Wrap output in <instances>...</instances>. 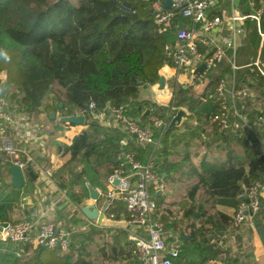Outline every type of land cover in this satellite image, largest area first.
Masks as SVG:
<instances>
[{
    "label": "trees",
    "instance_id": "16d2710c",
    "mask_svg": "<svg viewBox=\"0 0 264 264\" xmlns=\"http://www.w3.org/2000/svg\"><path fill=\"white\" fill-rule=\"evenodd\" d=\"M152 2L0 0V48L10 57L7 62L0 59V74L6 75L0 100L2 90L11 91L10 112L29 118L45 114L50 119L55 113L56 118L51 120L55 122L59 116H85L86 129L64 148L69 159L53 175L59 189L70 193L72 199H78L73 187L83 178L93 186L118 170L127 173L125 155L133 154L139 162L153 164L154 172L165 181L162 195L152 191L154 217L166 229L184 228L183 246L176 256H170L173 264H254L250 254L234 255L222 249L219 243H225L231 231L239 242L236 231L241 226L235 227L233 218L219 206L236 210L237 196L244 188L258 181L264 183L260 149L264 147V125H259L264 119V78L249 68L234 71L232 63L224 61L208 74L204 92L186 103L184 121L170 128L178 111L169 109L164 118L161 107L139 101V94L158 83L165 65L173 67L167 52L177 44L176 25L186 19L176 16L174 28L160 33ZM256 2L260 5L259 0ZM261 20L264 34V13ZM247 24L248 47L255 52L247 57L246 64L255 57L262 40L255 22L248 20ZM220 78L228 82L234 79L237 90L249 92L242 112L255 131L248 133L254 142L252 147L242 131L232 126L220 130L215 120L223 112V103L214 94ZM92 103L99 110L125 106L129 117L143 123L150 110L152 116L164 120L165 126L154 129V144H140L122 125H102L91 111H86ZM174 105L175 101L169 108ZM230 120L232 123L233 118ZM58 125L71 126L62 122ZM11 165V159L0 153V169L7 173ZM118 203L122 204L118 211H126L125 204L117 201L115 205ZM15 204L14 198L0 201V226L24 220L12 218ZM263 207L253 217L255 227L264 228ZM244 225L252 231L248 223ZM5 245L15 246L0 241V264H140L135 244L120 228L90 227L70 238L66 252L41 249L33 243L15 246L14 250Z\"/></svg>",
    "mask_w": 264,
    "mask_h": 264
},
{
    "label": "built area",
    "instance_id": "2783aa9c",
    "mask_svg": "<svg viewBox=\"0 0 264 264\" xmlns=\"http://www.w3.org/2000/svg\"><path fill=\"white\" fill-rule=\"evenodd\" d=\"M261 9L256 15L247 17H234L233 21L252 18L257 21V29L262 39L261 18L264 13V0H259ZM217 0H173L170 10L165 9L164 3L153 0L152 9L154 20L160 33H165L174 28L176 16L190 20L191 28L179 29L176 25L177 44L170 48L167 55L173 68L178 72L188 75V85L191 88L207 87L208 74L218 68L227 60V52L222 44L216 42L214 36L216 30L222 25L223 20L219 16H211L210 11L216 5ZM200 22V25L198 23ZM230 47L234 44V37L224 40ZM201 48H205L203 51ZM260 56V55H259ZM257 57L248 68L264 78V60ZM205 65L202 73L195 71ZM233 70L237 67L233 64ZM214 94L223 103V112L215 118L220 130H227L230 126L235 131H242V136L249 147L254 145L248 133H255L248 122L247 115L242 111L243 101L249 97L247 90H237L235 80L228 82L226 78H220ZM241 106V107H239ZM89 108L93 116L101 121L111 118L140 144H154V129L165 126L163 119L150 115L147 122L134 119L127 115V107H107L99 110L92 103ZM230 118H233L231 123ZM6 123L17 125L12 114L6 111L0 103V125ZM259 125H264V119ZM263 145V141H261ZM0 152L11 159L12 165H17L24 171L34 162L33 156L26 149L16 147L11 141H5L0 145ZM19 155L20 158L17 156ZM129 167L126 173L118 170L109 175L106 183L109 187L106 195L108 210L115 202L122 201L125 204L129 218L126 227L129 230V241L135 244L140 264H173L170 256H176L181 243L176 240L171 246L167 243L170 237L164 223L154 217L156 201L152 191L161 193L165 187L164 179L153 170V164H143L135 159L133 154L125 155V163ZM122 164V165H124ZM44 177L52 182L53 171L50 168L43 170ZM114 181H118L117 186ZM264 196V183L258 181L251 187L244 188L237 196V208L233 216V225L240 227L245 223L255 228L253 217L260 212ZM264 208V207H263ZM6 224V225H5ZM0 226V241L22 246L33 243L36 246L50 250L58 249L66 252L70 248L71 235L68 231L60 229L54 222H40L39 220L24 219L19 223H5ZM84 229V228H82ZM86 230V229H84Z\"/></svg>",
    "mask_w": 264,
    "mask_h": 264
},
{
    "label": "crops",
    "instance_id": "0c3cea01",
    "mask_svg": "<svg viewBox=\"0 0 264 264\" xmlns=\"http://www.w3.org/2000/svg\"><path fill=\"white\" fill-rule=\"evenodd\" d=\"M261 7V2L260 5H258L256 0H217L216 5L210 11L211 16H219L223 20L222 25L216 30L214 36L216 37V42L222 44L226 49V61L232 63V65L234 64L238 70L244 68L247 69L248 65L259 55L262 57L264 39L261 40L259 50L256 52L257 54L255 53V57L251 58V61L246 64L247 57L255 52L250 51L248 47L249 27L247 22L248 20L255 22L257 28V21L250 17L236 21H233V18L256 15ZM181 24L184 25V28L192 27L190 20L184 22L182 20L180 21V25ZM232 37H234V44L230 47L224 40ZM201 49L206 51L205 48ZM160 77L165 78V87L160 89L157 83L154 86L142 89L139 94V101L146 100L158 107H167L175 99L181 100L180 102H185L190 100L189 97L191 96H193V98L197 97L207 88H191L188 85V75L184 72H178L175 68L169 65H165L160 70ZM5 79V73L0 74V80L2 83L5 82ZM179 84L180 88L178 87ZM176 88L181 94H178L175 97L174 94L177 91L175 90ZM208 92L210 93L211 90H208ZM8 112L12 114L17 125L15 126L6 123L0 125V145L5 141H11L16 147L26 149L30 152L34 158V162L28 166V169H30L36 176L35 179L28 178L22 189H15L11 186V176L8 174V171L6 173L4 172V169H0V174L2 173L1 176H5L7 184L11 186L9 189L12 193H9L6 197L11 196L13 199L15 196L14 199H17V204H15L14 210V216L17 218H15H19L20 220L29 218L39 220L40 222H54L60 229L68 231L70 235L75 231H84V229H89L90 227H98L108 230L120 228L127 232V239L129 240V230L126 227V221L129 218V214L126 213V211H118L122 204H114L105 211L107 207L105 194L109 189L106 180H100L99 185L92 186L83 178L73 187V193L78 196V199H72L71 197H66L59 187L56 186L57 184L53 180V176L52 182L44 177L43 170L45 168L52 169L54 175L56 170H58L55 168L58 167L61 169L64 165L62 161L64 163L68 161L69 155H67L65 151L62 152L63 148L70 146L73 139L86 129V126L71 125L70 127H60L58 123L62 122L63 117L61 116L57 118V121L52 122L51 118L48 119V121H45L44 114H40L38 118L34 117L26 119L25 116L27 115L23 113L16 114L10 111ZM183 112L186 114L187 111L183 110ZM183 121L184 117H182L181 123ZM99 122L106 127L114 128L119 126L111 118L103 121L99 120ZM61 152L62 157L60 156ZM17 156L20 158L19 155ZM91 189L99 193V199L97 201H94L91 198ZM14 190L17 191L15 192ZM158 194L162 195L163 192ZM2 199H5V196H0V201H2ZM93 205L100 213L99 218L94 221L88 219L83 213L85 207ZM219 209L228 218H233L235 208L221 205L219 206ZM183 229H166L170 236L167 238L169 246H171L176 240L181 243L180 248L183 246V242L181 241ZM247 229V225H243L236 231V234L240 239L237 245H233V251H235L234 254H250L254 264H264V228L261 227V230H259L256 226L251 232H248ZM219 244L221 247L223 246V243ZM211 264L222 263L214 262Z\"/></svg>",
    "mask_w": 264,
    "mask_h": 264
},
{
    "label": "water",
    "instance_id": "95a60500",
    "mask_svg": "<svg viewBox=\"0 0 264 264\" xmlns=\"http://www.w3.org/2000/svg\"><path fill=\"white\" fill-rule=\"evenodd\" d=\"M159 1L164 3V7L167 10H170L173 6V0H159ZM199 25H200V22L198 23L197 26H199ZM182 28H184L183 24H181L179 26V29H182ZM204 70H205V65H201L195 71V74L202 73ZM158 85H159L160 89H163L165 87V78L164 77L159 78ZM61 106L62 105L60 104V107ZM86 111L87 112L91 111L89 106H86ZM184 114L185 113L183 111H179L178 114L176 115V117L172 120L170 128H172L175 125L181 124L182 117L184 116ZM150 115H151V113L148 110L145 113V116L149 117ZM55 116H56L55 113H52L51 119H54ZM62 122L66 123V124H70V125H75V126H84L85 125V116L83 114H77V115H72L69 117H63ZM261 158L264 162V156H262ZM8 174L11 176V186L14 187L15 189H22L25 186L28 178H32V179L36 178V176L34 175V173L30 169L24 171L23 169H21L17 165H11L8 168ZM118 184H119L118 181H114L115 186H117ZM91 198L94 201H97L99 199V193H97V191L91 189ZM83 213L86 215V217L88 219L93 220V221L97 220L99 218V214H100L98 209L94 205L89 206V207H85L83 209ZM41 249H43V247H41Z\"/></svg>",
    "mask_w": 264,
    "mask_h": 264
},
{
    "label": "rangeland",
    "instance_id": "374dc122",
    "mask_svg": "<svg viewBox=\"0 0 264 264\" xmlns=\"http://www.w3.org/2000/svg\"><path fill=\"white\" fill-rule=\"evenodd\" d=\"M260 58H262L261 56H259ZM231 80H229V82H230ZM2 86V81L0 80V87ZM178 87L180 88V84L178 85ZM175 90H177V88L175 89ZM200 90L202 91V89L200 88ZM2 92H3V97H2V100H0V103H1V105L3 106V107H5V109H6V111L8 112V111H11V109H10V106H9V101H8V97L10 96V92L8 91V90H2ZM181 92V91H180ZM192 93V92H191ZM178 94H181V93H179V91L177 90L176 91V93L174 94L175 95V97L178 95ZM194 95V94H193ZM201 95V94H200ZM198 97V96H197ZM195 98V97H194ZM189 99L191 100V99H193V96H191V97H189ZM190 100H188V101H185V102H180L181 100H174L175 102H176V105H174V107H172V108H169V106H167V107H161V109L163 110V113H164V115H165V117L164 118H166V117H168V112H169V109L171 110H173V111H183V110H186L187 108H186V103H188ZM34 117H36V118H38L39 117V115H34ZM25 118L27 119V118H29L28 116H25ZM33 118V117H32ZM44 120L45 121H48V117L44 114ZM260 149H261V151H262V156H264V147L263 146H261L260 147ZM64 151V148H63V150H62V152ZM62 152L60 153V156H61V154H62ZM62 157V156H61ZM62 163L64 164V162L62 161ZM63 164H61V165H63ZM59 166V165H58ZM55 169H58L59 170V168L58 167H56ZM58 170H56V171H58ZM2 175V173L0 174V191H1V193H0V196L1 197H4L5 196V198H6V195H9V193H12V191L9 189V187L7 186L8 184H7V181L5 180V176H1ZM2 177V178H1ZM57 186V185H56ZM27 188H28V186H27ZM61 190V192H63L64 194H65V196L66 197H71V195H70V193H67V191H65V190H62V189H60ZM15 192L17 191V190H14ZM202 193H201V195H200V197H202ZM15 197V196H14ZM13 197V198H14ZM9 198H11V196H9ZM3 201H4V199H2ZM11 200V199H10ZM16 216H14V214L12 215V218H15ZM17 218V217H16ZM257 228L259 229V230H261V226H257ZM85 231H89V229H86V230H84V231H75V232H73L72 234H71V239H74V237L75 236H78V235H81L82 233H85ZM226 242L225 243H223V248L222 249H224V250H226L227 249V251L229 250V252H232V254H234L233 252H235V251H233L234 250V246L233 245H237L238 244V242H237V239L235 238V231H231V233H230V235H228V237L226 238V240H225ZM71 242H72V240H71ZM5 247H7V248H10V249H12V250H14V248H16L15 246H8V245H5ZM235 255V254H234ZM223 258V257H222ZM99 264H116V263H114V262H110V263H106V262H101V263H99Z\"/></svg>",
    "mask_w": 264,
    "mask_h": 264
},
{
    "label": "clouds",
    "instance_id": "9594fccd",
    "mask_svg": "<svg viewBox=\"0 0 264 264\" xmlns=\"http://www.w3.org/2000/svg\"><path fill=\"white\" fill-rule=\"evenodd\" d=\"M0 59H3L6 62L10 60L8 53L2 48H0Z\"/></svg>",
    "mask_w": 264,
    "mask_h": 264
}]
</instances>
